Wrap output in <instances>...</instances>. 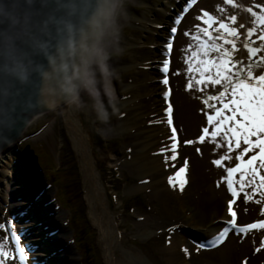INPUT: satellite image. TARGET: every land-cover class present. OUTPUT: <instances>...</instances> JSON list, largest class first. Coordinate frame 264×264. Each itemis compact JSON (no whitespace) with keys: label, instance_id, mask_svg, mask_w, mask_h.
Returning <instances> with one entry per match:
<instances>
[{"label":"rangeland","instance_id":"obj_1","mask_svg":"<svg viewBox=\"0 0 264 264\" xmlns=\"http://www.w3.org/2000/svg\"><path fill=\"white\" fill-rule=\"evenodd\" d=\"M186 1L188 0H118L112 16L114 26L118 30V37L112 35L111 28L108 29L105 37L101 41L102 51L97 55L92 65L93 75L91 76V83L84 85L82 88L79 106H71L73 120H76L82 131L89 138L94 165L106 193L108 209L114 215L117 223H119L117 227L119 233L117 232V234L121 236L119 242L120 247L124 250L140 252L151 264H162L155 258L160 253L162 246L167 242L169 234L163 233L159 236L153 234L154 238L149 240H145V238L139 235L134 236V231H132L133 224L137 223V220L142 216L150 214L149 208H153L155 203L148 199L144 193H132L129 191L137 186L138 180L136 175L131 173L128 167L120 169L108 167L109 155H117L120 153L123 140L116 134L109 135L107 130L122 120L123 112L118 111L112 114L104 112H107V105L110 99L108 89L111 85L114 90L122 93L121 97L124 100L133 101V107L127 113V117H133V120H135L133 124L137 123L139 129L153 128V125L161 118L160 102L158 101L162 98L156 95L155 90V86L158 84L155 78L158 73H160H156L155 70V66L158 64L155 61V53L160 49L163 35L170 34L169 29L171 28L168 24L170 23L171 26L178 27V33L177 31L175 33L178 39L173 43L170 56L172 57V61L176 55L177 59L180 60V63L175 60L172 63H175V65L171 67L173 70L172 74L178 80L177 84L182 94L186 96L185 98L189 104L192 105L193 116L198 115L204 118L201 120V122L204 120V123H201L202 126H209L206 125L207 119H205L207 113L204 114L202 109L197 108V101H199L200 98L204 101L205 95L218 94L222 88L219 86L201 85V87L204 88L203 92L196 91L195 89L191 91L187 89L189 73L187 71L188 64L186 63L185 55H189V52L186 50L189 49L190 45L193 50H195L196 42L191 39L190 35H185V33L196 34L197 26L200 28L206 27L203 21L198 19V15L202 17L204 12H207L214 18L218 17V9L215 6L218 0H200L203 9H201V12L198 14H193L192 7L189 10L186 9L182 14L183 17L188 15L186 19L187 22L183 23L186 24L184 26L181 25V22L178 25L175 24V21L171 22L174 15L179 18L181 17L175 14L174 11L179 9V7H185ZM243 1L244 2L234 0V4L243 6L246 12L244 20H241L240 15H238L239 21L236 20V22L242 24L239 28L236 23L231 24L228 17L229 14L225 13V17L220 20L218 18L216 19L229 23L230 26L237 27L239 31L243 26L246 30L249 28H256L258 29L257 35H259V30L262 26H258L255 23V18L247 9L252 8L253 11H258L257 4L259 7H264V2H260L259 4L253 2L254 0H251V2L249 0ZM197 4L195 3L194 5ZM231 7L235 6L231 5L228 7V9L231 10L230 12L234 13ZM156 9L165 10L167 13L155 14ZM228 9L224 10L226 11ZM183 17H181V20H183ZM131 18L139 20L138 23L133 22ZM149 21L154 22V24H151ZM189 25H191V27L188 31H185V28L189 27ZM216 27H218V25L213 26V28ZM252 39L259 41L255 37ZM107 68L117 69V75L106 74ZM163 102L166 103L167 101L164 100ZM205 110L211 111L208 108ZM105 114H107L106 117ZM47 115L48 117L46 119L50 123V127L47 130L48 135H39L38 137L31 138L30 141L24 144L25 146L30 144L35 157V162H33L32 159L28 162H30L33 167L35 166L34 168L36 170L41 167L43 169V167H45L44 165H46L45 168L50 171L47 173L46 178L43 177L44 179L41 180L40 191L44 193L52 188L56 192L54 195H48L45 198L53 207L52 213H59L63 217L60 219L58 226L65 229L66 237L60 250L63 252L65 247L69 250L67 256L69 255L70 259H73L70 264H106L103 253V243L99 239L98 231L92 225V221L88 214L85 191L86 189L90 191V187L82 180V163L74 150L71 138L63 122L59 119V116L56 113H54L53 116H51L52 114ZM41 119L44 120V118ZM38 120L42 122V120ZM37 126L36 123L32 125L29 130H35ZM211 130L210 128V131ZM206 140H208V142L212 141L210 137L206 138ZM63 141H65L63 143L65 144V150L64 153L60 155V158L58 157V151ZM217 144H222V142L217 139L215 147L214 144H212V146L205 150L206 152L210 150L211 155L209 161L211 166L206 168L205 171H208L209 176L212 175L211 178L214 180L220 177V179H218L219 184L208 186V191H206L205 194L217 202L221 201L222 205H226L225 202L231 198V195L227 190L226 183H224V177L227 175L225 168L234 167L235 164L238 163L235 157L239 154V151L246 146L242 144L240 150L227 153L226 146H220V149ZM225 154H230L232 160L225 161L223 167L215 166L213 161ZM59 159H62L61 163L66 162L65 164H68L67 167H69L68 170L70 173L65 177L66 182L64 181L65 178L62 177L60 178L62 182L59 181L58 183L60 174L56 173L57 175L55 176L51 173L53 168L56 167V163L59 162ZM245 159H247V157ZM208 160L209 158L207 161ZM36 163L40 164L39 167ZM6 171L10 174L7 165H0V173L3 172L1 174L3 178H6L4 176L7 174L5 173ZM52 177L54 181L50 179ZM20 178L22 180V177ZM236 179H239V174L236 175ZM57 183L58 187L56 186ZM18 184H20V181L17 180L15 185ZM22 184L26 186L27 193L31 194V187H28L29 184L25 182H22ZM5 185V195L0 193V225H4L3 228H0V243H5L8 246V250L13 254L14 259L9 261V264H35L31 255L26 251H24L25 259L21 260L20 258V252L18 251L19 246L22 247L23 244L29 243L30 238L26 236L23 228L19 226L20 222H18L17 217L20 216L21 218V214L16 215V217L10 216L12 211L6 202V199L8 200L9 197L7 194L9 189L7 182ZM162 187H164V184L160 185V188ZM68 196L69 198H66ZM92 198L94 199V197ZM258 199H261L258 194L253 197L252 200L248 201L245 200L243 194L237 199L234 210L237 215H239V225L264 219V216L261 215V212L264 211V203H255V200ZM15 200L17 201L18 199L15 198ZM94 204L96 207L95 212L102 214L103 209L98 205L96 200ZM67 206H70L69 214L65 209ZM19 207L20 206H18L16 210H18ZM80 229L82 233L79 232V240L76 241V236L73 231L77 232V230ZM18 232L22 233L23 241L19 238ZM231 235L228 242L218 248L215 255L211 256L216 259L215 261H219L223 264H244L245 261H247V264H264V249L260 252L255 251L256 248L260 247L261 240H264V231H254L247 235L239 233H232ZM48 247V244L46 247H41L42 254H45V257H47V260L46 258L44 259V264H55V260H52V257L55 256V252L52 253V248L45 252V249ZM49 257L51 258L50 260L48 259ZM211 257L203 256L198 258L211 261L213 259ZM194 258H196V255L190 257V261H193L191 259Z\"/></svg>","mask_w":264,"mask_h":264},{"label":"bare ground","instance_id":"obj_2","mask_svg":"<svg viewBox=\"0 0 264 264\" xmlns=\"http://www.w3.org/2000/svg\"><path fill=\"white\" fill-rule=\"evenodd\" d=\"M240 1L244 2L243 0ZM253 2L258 3V0H254ZM117 3L118 0H114L115 7ZM215 6L218 9V17L215 18L219 20L225 17V13L229 14L228 17L231 15L235 16L237 21H239L238 15H240L241 20H244V17H246L245 8L243 6L235 5V7H231L234 13L230 12L231 10L228 9V7L231 5L227 4L225 0H218ZM182 9L183 6L179 7L174 13L183 17ZM201 9H203V5L200 1L192 9V12L193 14H198L201 12ZM224 9L228 10L225 11ZM162 13L165 14L167 12L165 10L156 9L155 14L159 15ZM187 17L188 15L183 17L181 25H186L183 23L187 22ZM178 18L179 17L174 15L171 22L176 21ZM131 20L135 23L139 21L133 18H131ZM151 24H154V22H151ZM168 24L171 29L174 27L173 25L171 26L170 23ZM236 25L239 28L242 24L236 22ZM190 27L191 25L186 27L185 31H188ZM176 28L178 29V27ZM242 29L246 31L244 26ZM240 31L241 36L237 40V46L240 49L235 53L234 59L243 62L241 66L245 67L250 64L251 61V63L254 64V75L264 74V65L255 66L260 61L261 57H264V53H260L256 57H249L247 50L243 47L246 37L243 35L244 32L242 30ZM162 38L163 41L160 44V49L155 53V61L158 63L155 66V70L156 73L160 72L155 78L158 82L155 86V90L156 95L162 98L158 101L160 102L161 118L158 119L160 122L153 125V128L139 129L137 123L133 124L135 121L133 117H127V113L133 107V101L124 100L121 97L122 93L117 92L110 85L108 89L110 99L107 105V112L104 113L112 114L122 111L123 118L120 122L111 126L107 130V133L109 135L116 134L118 137H121L123 141L121 143L120 153L117 155H109L108 167L116 169L128 167L131 173L136 175L138 180L137 186L129 191L132 193H144L148 199L155 203H153V208H149L150 214H146L139 218L137 223L133 224L132 228L134 236L139 235L145 238V240L154 238L153 234H156V236L163 233L169 234L167 242L162 246L160 253L155 259L162 264H223L219 261H215L216 259L211 256L215 255L219 247L228 242L232 233H230L224 243L220 244L218 247L212 249L207 247L208 242L215 238L219 231L226 226L224 222L230 219L226 206L229 199L225 202L226 205H222L221 201L217 202L205 194L206 191H208V186L219 184L218 179H220V177H218L214 180L211 178L212 175L209 176V172L205 171L206 168L211 166L209 162L211 157L210 150H207V152L205 150L214 143L212 141L208 142V140L203 144L198 142L200 135H202V129L204 128L201 124L204 123V120L201 122L204 118L198 115L193 116L192 105L189 104L185 98L186 96L182 94L177 84L178 80L172 74L173 70L171 67L175 65V63H172L174 60L180 63V60L177 59V55L173 61L170 56L171 53L170 55H166V45L171 40L173 46V43H175L178 38L175 35L173 36L171 31L170 34H165ZM260 45L259 41H255L252 47ZM226 47L230 46L226 45ZM185 57H187V55H185ZM165 59L170 61L167 73V86L162 83L165 79V74L161 71ZM252 59H256L254 63ZM116 70L117 69L107 68L106 74L109 75V73H113V75H117L118 72ZM169 90V98L167 102L164 103V93ZM169 103L172 106L173 126L176 128L179 147L177 149V159L175 161H170L169 164L166 165L164 163V157L157 153H159L161 148H167L172 144V140L170 139L171 129L167 124V117L165 115ZM196 105L198 109H202L204 114L207 113L205 117V119H207V115L210 114L211 111L205 110L206 108L202 99H199ZM54 113H56L63 122L71 138L74 150L82 163V180L90 187V191L87 189L85 191L88 214L92 221V225L98 231L99 239L103 243V253L106 264H151L140 252L124 250L120 247L119 242L121 236L117 234L119 223H117L114 215L108 209L106 193L94 165L89 138L82 131L76 120H73L71 106L66 104L56 107L51 111L31 116L19 137L0 150V165L5 164L10 170V174H8L7 171L5 172L7 173L4 175L6 178L1 176L3 172L0 173V193L5 195V183L7 182L9 188L7 194L9 197L8 200L6 199V202L12 211V215L10 214V216L16 217V215L21 214V218L20 216L17 217L18 222H20L19 226L23 228L26 236L30 238L29 246H27L25 251L31 255L35 264H44V259L46 258L47 260V257H45V254H42L41 247H46L48 244L49 247L45 249V252L52 248V253L55 252V256L52 257V260H55V264H70L73 260L70 259L69 255L67 256L69 250H67L66 247L63 249V252L60 250L66 237L65 229L58 226L60 219L63 217L59 213H52L53 207L45 198L48 195H54L56 192L52 188L42 194L40 191L41 180L46 178L47 173L50 171L45 168L46 165H44L45 167H43V169L41 167L36 170L34 168L35 166L33 167V165L28 162L31 161V159L35 162V157L30 144L27 146L24 144L30 141L31 138L38 137L39 135L43 136L42 134L48 135L47 130L50 127V123L46 119L48 117L47 114H52L51 116H53ZM41 118H44V120ZM38 119L42 120V122ZM36 123L38 126L35 130H29V128ZM206 125H208V123ZM186 141H193V143L188 144L185 143ZM64 142L65 141L60 144L58 151V157L60 158V155H62L65 150ZM215 145L216 144H214V147ZM197 149H199V151H197ZM168 154L171 155L170 152ZM208 158L209 160L207 161ZM61 160L62 159H59V162L56 163V167L53 168L51 172L55 176L57 175L56 173L60 174L58 183L59 181L62 182L60 178H65L70 173L68 170L69 167H67L68 164L66 165V162L61 163ZM185 160L188 161L187 184L185 185L184 191L181 192L179 188L174 189L169 186L168 177L174 175V173L183 166ZM36 164H38L39 167L40 164ZM173 164L175 167L172 166ZM20 177H22V180ZM50 179L54 181L53 177ZM17 180L20 181V184L15 185ZM64 181L66 182V178ZM22 182L29 184L28 187H31V194L27 193L26 186L22 184ZM58 183L56 184L57 187ZM161 184H164V187L160 188ZM92 197H94V199ZM15 198L18 199V202ZM66 198H69V196ZM95 200L103 209L102 214L95 212ZM18 206L20 207L16 210ZM69 207L70 206H67L65 208L68 214ZM237 223H239V215H237ZM79 232H81V229ZM73 233L75 232L73 231ZM184 249L188 250L187 253H185ZM194 255H196V258L190 261V257ZM203 256H209L213 259L207 261L198 258ZM48 259L50 260L51 258L49 257Z\"/></svg>","mask_w":264,"mask_h":264},{"label":"snow or ice","instance_id":"obj_3","mask_svg":"<svg viewBox=\"0 0 264 264\" xmlns=\"http://www.w3.org/2000/svg\"><path fill=\"white\" fill-rule=\"evenodd\" d=\"M225 2L235 6L234 0H225ZM257 8L258 11H253L252 8L247 9L255 18V23L262 26L259 35H257L258 29L256 28H249L244 34L246 40L243 47L247 50L249 57H256L258 54L264 53V7L257 6ZM181 19L178 18L175 24L178 25ZM198 19H201L206 27L197 26L196 34L185 33L196 42L195 50L191 45L186 50L189 52L186 57L189 73L187 89L203 92L204 88L201 85L222 88L218 94L208 95L203 101L211 113L207 115L209 126L202 129V135H200L198 142L203 144L206 142V138L210 137L212 142L216 144L217 139H219L222 144H217V146H226L227 153L240 150L242 144L246 146L235 157L238 163L234 167L225 168L227 175L224 177V183H226L232 198L227 204L230 219L224 222L226 226L219 231L211 242L212 246H218L224 243L230 233L247 235L254 231H264V219L243 226L239 225L237 213L233 207L241 194L246 201L252 200L258 194L261 199L255 200V203H264V74L254 75L253 64H248L246 67L241 66L242 62L234 59V55L238 51L237 40L241 36L237 27H232L222 20L218 21L207 12H204L203 16L198 17ZM229 20L231 24L236 23L235 16L229 17ZM214 25H218L215 28L217 35H213ZM170 31L174 36L177 28L173 27ZM253 37L261 42L260 46H251ZM226 45L230 47H226ZM166 50V55H170L171 40L167 43ZM169 64L170 61L165 59L161 69L165 74L162 83L166 86L168 85ZM260 65H264V57H261L255 66ZM169 95L170 90L164 93L166 101ZM165 115L167 124L171 129L172 144L167 148H161L157 154L164 157V163L167 165L170 161L177 159L179 147L170 103ZM159 122L157 121V123ZM185 143L191 144L193 141H186ZM169 152L171 155L168 154ZM246 157L247 159H245ZM230 160H232V156L225 154L214 160L213 164L217 167H223L224 162ZM172 166L175 167L174 164ZM187 169L188 161L185 160L183 166L174 175L168 177L169 186L174 189L179 188L183 192L187 184ZM237 174H239V179H236ZM261 215L264 216V211L261 212ZM3 227L4 225H0V228ZM262 249H264V240H261L260 247L256 248L255 251L260 252ZM18 251L21 260H24V251L22 249ZM184 251L187 253L188 250L184 249ZM13 259V254L8 250V246L5 243H0V264H9V261ZM244 264H247V261Z\"/></svg>","mask_w":264,"mask_h":264},{"label":"clouds","instance_id":"obj_4","mask_svg":"<svg viewBox=\"0 0 264 264\" xmlns=\"http://www.w3.org/2000/svg\"><path fill=\"white\" fill-rule=\"evenodd\" d=\"M114 11V0H0V95L38 81L78 107L108 29L118 37Z\"/></svg>","mask_w":264,"mask_h":264},{"label":"water","instance_id":"obj_5","mask_svg":"<svg viewBox=\"0 0 264 264\" xmlns=\"http://www.w3.org/2000/svg\"><path fill=\"white\" fill-rule=\"evenodd\" d=\"M64 104L62 97L42 95L38 81L7 98L0 95V150L19 137L31 116Z\"/></svg>","mask_w":264,"mask_h":264},{"label":"trees","instance_id":"obj_6","mask_svg":"<svg viewBox=\"0 0 264 264\" xmlns=\"http://www.w3.org/2000/svg\"><path fill=\"white\" fill-rule=\"evenodd\" d=\"M78 231H79V230H77V232H78ZM78 234H79V233H78ZM78 238H79V237H77V240H79Z\"/></svg>","mask_w":264,"mask_h":264}]
</instances>
